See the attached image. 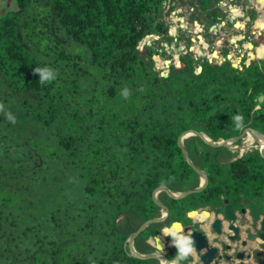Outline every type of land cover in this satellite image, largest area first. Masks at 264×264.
I'll return each instance as SVG.
<instances>
[{
  "label": "trees",
  "instance_id": "trees-1",
  "mask_svg": "<svg viewBox=\"0 0 264 264\" xmlns=\"http://www.w3.org/2000/svg\"><path fill=\"white\" fill-rule=\"evenodd\" d=\"M11 1L0 15V264H159L128 239L160 215L159 186L195 179L179 136L264 129V57L243 69L205 59L199 72L184 54L164 76L158 49L140 44L170 40L166 0ZM161 226L140 233L137 253L153 252Z\"/></svg>",
  "mask_w": 264,
  "mask_h": 264
},
{
  "label": "flooded vegetation",
  "instance_id": "flooded-vegetation-1",
  "mask_svg": "<svg viewBox=\"0 0 264 264\" xmlns=\"http://www.w3.org/2000/svg\"><path fill=\"white\" fill-rule=\"evenodd\" d=\"M211 1L207 0L204 6L200 0L199 5L206 12L208 5L212 4ZM228 13L227 16L219 7L207 12L210 20L214 22L209 30L220 28L224 30L223 34L229 33L231 26L246 30L247 24L232 16L231 7ZM246 37L245 35L244 38ZM219 42V59L213 57L210 61L208 57V61L220 65L229 60L236 62L237 66L243 69V62L239 64L238 61H233V55L230 53L232 51L230 48H233V45L237 46L235 41L231 39L230 46L226 45L225 39ZM262 45L264 46V43ZM254 46L257 47L259 44L255 43ZM259 50L261 51L260 46ZM192 56L198 61L196 65L198 70V67H201L199 62L205 59ZM261 101H264V98ZM247 128L264 140L263 128L253 126ZM195 131L200 132L202 137L195 132L186 134L182 144L202 173L193 169L195 179L185 184L183 189H171L167 186L173 195L164 191L158 193V200L168 207L169 213L166 220L158 222L162 224L159 231L148 239L154 248L151 253L162 252L169 258L170 264H202L195 244L190 241L194 236L198 244L216 250L211 264H264V242L260 240L258 233V228L264 222V144L255 140L250 141L251 146L244 148V138L248 131L241 137L238 136L243 131L235 136H221L217 139L203 130ZM208 141L221 145L214 146ZM199 187L204 188L196 193L176 197V194ZM163 192L167 193L170 199L162 198ZM195 194L198 195L194 196ZM227 206H230L231 218L226 217ZM160 207L162 208L160 215L154 218H160L165 213V209ZM174 224H179L177 232L170 230ZM165 229L169 231L165 232ZM157 235L164 240L166 250L157 249L155 240ZM205 251L204 247L201 253ZM155 259L159 260V264L164 263L162 258Z\"/></svg>",
  "mask_w": 264,
  "mask_h": 264
},
{
  "label": "rangeland",
  "instance_id": "rangeland-1",
  "mask_svg": "<svg viewBox=\"0 0 264 264\" xmlns=\"http://www.w3.org/2000/svg\"><path fill=\"white\" fill-rule=\"evenodd\" d=\"M211 3L206 12L199 5L200 0H166L163 3L165 20L171 35L170 40L155 33L146 36L140 44L142 48L153 46L158 49L159 55L155 64L157 70L162 73L169 72L171 65L179 62L180 56L185 53H190L199 59L208 60V57L213 59L214 55L219 59V40L222 39L226 40V45L230 46L231 39L237 44L230 48L233 61H238L240 64L246 63L253 56L257 57V47L264 43V28L258 25V21L264 23L263 4L257 0H212ZM10 4L12 8L16 7L15 1L0 0V15L5 13V7ZM218 7L222 8L227 16L231 7L232 16L247 24L246 30L231 26L229 27L231 31L227 34H223L224 30L220 28L210 31L209 28L214 22L210 20L207 12ZM238 11H241L240 15ZM245 35L246 38H244ZM255 43L259 46L255 47ZM180 46L182 50H179ZM261 104L263 105L264 101H258V105Z\"/></svg>",
  "mask_w": 264,
  "mask_h": 264
},
{
  "label": "water",
  "instance_id": "water-1",
  "mask_svg": "<svg viewBox=\"0 0 264 264\" xmlns=\"http://www.w3.org/2000/svg\"><path fill=\"white\" fill-rule=\"evenodd\" d=\"M170 33V31H169ZM149 36V35H148ZM179 50H182V47L180 46L179 47ZM158 57V56H157ZM256 58H259V59H262L263 56H257V57H251L247 62L246 64L247 65H251L252 61ZM210 61H212V58H210ZM180 64V61L179 62H175L174 64ZM202 70V67H199L198 68V71L200 72ZM164 76H167L168 75V72H163ZM264 98V95H261L260 96V100H262ZM249 129H245L243 131V133H241L238 137H241L243 136ZM195 132L197 135L201 136L202 137V134L198 131H195V130H192V129H188V130H185L182 132V134L179 136L178 138V142L180 144V146L182 147V150H183V153L186 157V160L187 162L190 164V166L196 170L198 173H202V171L192 162V160L190 159V156H189V153H188V150L184 147V145L182 144V141H183V138L186 134H190V133H193ZM236 137V139L238 138ZM209 142V141H208ZM211 145H214V146H220L221 144L218 143H214V142H209ZM204 187H199V188H196V189H191V190H188L186 192H182L180 194H176V197H180V196H184V195H187V194H191V193H196V192H199L203 189ZM160 191H166L170 194L169 192V189L168 188H165L164 186H159L154 192H153V196H154V200L156 201V203L159 205V206H162L164 209H165V213L163 214V216H161L160 218H152V219H149V220H146L143 224H141L139 226V228L130 236V238L128 239V242H129V247H130V250H131V254L135 257H138V258H141V259H150V258H162L164 260V263L163 264H170L171 261L169 260V258L163 254L162 252H155V253H151V254H141V253H137L135 248H134V242L136 240V238L140 235V233L147 227L149 226L150 224H153V223H158V222H162L164 220H166L167 216H168V213H169V209L166 205L160 203V201L158 200V193ZM158 192V193H157ZM171 195H173L171 193ZM226 211H227V214H226V217L227 218H231L232 217V214H230V206H227L226 208ZM217 225V222L216 224ZM258 233H259V238L260 240H262L264 242V222H262V225H260V227L258 228ZM155 240H156V243H157V249L158 250H161V251H164L166 250V244L164 242V240L160 237V236H156L155 237ZM190 241L192 243L195 244L196 246V250L199 252L198 254V257L199 259L202 261V264H211L213 259H214V256L216 254V250L215 249H212V248H207L205 245H202V244H198L197 241H195L194 239V236H192L190 238ZM205 247L206 251L201 253L202 252V249Z\"/></svg>",
  "mask_w": 264,
  "mask_h": 264
},
{
  "label": "bare ground",
  "instance_id": "bare-ground-1",
  "mask_svg": "<svg viewBox=\"0 0 264 264\" xmlns=\"http://www.w3.org/2000/svg\"><path fill=\"white\" fill-rule=\"evenodd\" d=\"M259 3H261V4H263V6H264V0H257ZM260 49H261V51L260 50H258L257 51V56H263L264 57V46L263 45H261L260 46ZM263 51V52H262ZM215 57H216V55H214ZM211 58V57H210ZM217 58V57H216ZM218 59V58H217ZM255 139H256V137H255ZM262 142H263V144H264V140L263 139H260ZM248 146H251V144H249V145H247V146H244V148H246V147H248ZM161 186H164L165 188H167V186H165V185H161ZM169 192H170V190H169ZM158 193V192H157ZM172 192H170V194H171ZM172 194H174V193H172ZM171 231H173V232H177L178 230H179V224H174L173 226H172V228L170 229ZM167 231H169V229H165V232H167Z\"/></svg>",
  "mask_w": 264,
  "mask_h": 264
},
{
  "label": "clouds",
  "instance_id": "clouds-1",
  "mask_svg": "<svg viewBox=\"0 0 264 264\" xmlns=\"http://www.w3.org/2000/svg\"><path fill=\"white\" fill-rule=\"evenodd\" d=\"M37 71H40V70H37ZM50 77H51V73H50V72H48V71H43V72H42L41 79H48V78H50ZM9 119H12V117L9 116Z\"/></svg>",
  "mask_w": 264,
  "mask_h": 264
},
{
  "label": "crops",
  "instance_id": "crops-1",
  "mask_svg": "<svg viewBox=\"0 0 264 264\" xmlns=\"http://www.w3.org/2000/svg\"><path fill=\"white\" fill-rule=\"evenodd\" d=\"M241 11H238L237 13H238V15H240L241 13H240ZM240 13V14H239ZM259 22V26H262L263 28H264V23L263 22H261V21H258ZM262 45V44H261ZM260 45V46H261ZM259 50V47H257V51ZM255 140H259L260 142H262L261 140H260V138H258V137H256V139ZM263 143V142H262ZM197 214V213H196ZM152 242V241H151Z\"/></svg>",
  "mask_w": 264,
  "mask_h": 264
}]
</instances>
